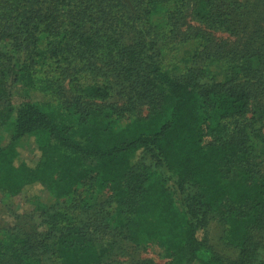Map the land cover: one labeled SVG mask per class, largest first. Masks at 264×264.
<instances>
[{
  "label": "trees",
  "instance_id": "16d2710c",
  "mask_svg": "<svg viewBox=\"0 0 264 264\" xmlns=\"http://www.w3.org/2000/svg\"><path fill=\"white\" fill-rule=\"evenodd\" d=\"M185 1L0 0L12 82L47 91L69 76L79 96L67 107L20 105L11 136L0 138V192L16 198L38 185L62 199L89 181L109 196L105 229L138 248L161 242L168 264H225L201 237L207 216L225 226L232 264H264V0H196V22L243 44L211 55L210 39L194 32L186 54L171 58L164 38ZM104 76L126 92L127 109L79 101L106 100ZM136 105L146 115L119 126ZM24 138L39 153L34 166L18 161ZM42 229L59 264H104L108 248L72 215L54 212ZM0 264L40 263L13 237L0 241Z\"/></svg>",
  "mask_w": 264,
  "mask_h": 264
},
{
  "label": "rangeland",
  "instance_id": "374dc122",
  "mask_svg": "<svg viewBox=\"0 0 264 264\" xmlns=\"http://www.w3.org/2000/svg\"><path fill=\"white\" fill-rule=\"evenodd\" d=\"M195 2L196 0L185 1L186 6L181 9V16L178 18L175 16L173 27L164 38L169 56L172 58L176 53L186 54V51L190 49L187 40L191 38V34L194 32H200L210 39L206 46L207 53L211 55L223 56L231 49H239L240 45L243 44L239 37L231 36L225 31L208 28L196 22L192 16ZM233 2L234 0H226L224 7L232 6ZM221 9L225 11L223 8ZM250 27L251 30L252 26ZM14 65L15 55L11 44L0 42V77L2 75L4 82V96L0 98V138L5 142L12 134L16 110L24 102L30 100L49 103L55 107H67L79 97L73 93L74 89L69 81V76L65 77L59 88L54 86L48 88L47 91L39 89L29 92L12 82ZM39 76L45 79L52 77ZM97 81L108 82L111 87L109 97L103 101L79 99L80 102H87V106L128 108L126 92L113 78L104 76ZM41 85L46 88V85ZM146 113L147 108L145 106L136 105L132 112H126L124 117L119 120V126L132 118L143 117ZM38 157L39 153L33 140L22 139L18 161L34 166ZM91 185L89 181H85L76 188L70 197L62 199L48 195L38 185L26 188L16 198L0 192V241L13 237L24 239L32 246L33 256L38 259L40 264H59L54 256L55 240H44L42 228L49 215L54 212H66L72 215L77 224L84 227L92 238L98 239L100 245H105L108 248V253L103 258L104 264L115 262L120 264H168L169 258L166 256L161 242L150 243L143 248H138L120 238L117 232L105 229V224L102 223L101 208L109 196L106 193L96 194ZM225 233V226L218 217L207 216L205 218L201 237H203L207 250L219 257L225 264H232L237 261V252L224 244ZM261 249L259 258L264 260V242L261 244Z\"/></svg>",
  "mask_w": 264,
  "mask_h": 264
}]
</instances>
